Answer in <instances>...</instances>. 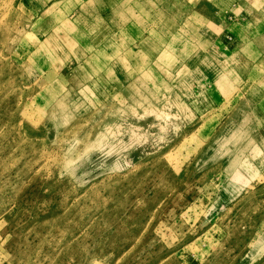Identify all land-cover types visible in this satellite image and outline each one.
I'll use <instances>...</instances> for the list:
<instances>
[{
  "label": "rangeland",
  "instance_id": "374dc122",
  "mask_svg": "<svg viewBox=\"0 0 264 264\" xmlns=\"http://www.w3.org/2000/svg\"><path fill=\"white\" fill-rule=\"evenodd\" d=\"M0 264H264V0H0Z\"/></svg>",
  "mask_w": 264,
  "mask_h": 264
},
{
  "label": "bare ground",
  "instance_id": "6f19581e",
  "mask_svg": "<svg viewBox=\"0 0 264 264\" xmlns=\"http://www.w3.org/2000/svg\"><path fill=\"white\" fill-rule=\"evenodd\" d=\"M113 6H114V5H112V7H113ZM95 26H97V24H96ZM90 31H91V30H90ZM92 31H93V30H92ZM107 44H108V45H113V44H111V39H110V38L107 39Z\"/></svg>",
  "mask_w": 264,
  "mask_h": 264
}]
</instances>
